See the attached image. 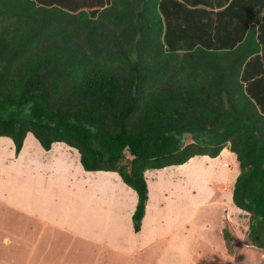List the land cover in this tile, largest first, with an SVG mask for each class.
I'll list each match as a JSON object with an SVG mask.
<instances>
[{
	"label": "trees",
	"instance_id": "obj_1",
	"mask_svg": "<svg viewBox=\"0 0 264 264\" xmlns=\"http://www.w3.org/2000/svg\"><path fill=\"white\" fill-rule=\"evenodd\" d=\"M27 132L115 171L134 232L144 170L227 146L231 201L264 249V0H0V136L17 154Z\"/></svg>",
	"mask_w": 264,
	"mask_h": 264
},
{
	"label": "crops",
	"instance_id": "obj_2",
	"mask_svg": "<svg viewBox=\"0 0 264 264\" xmlns=\"http://www.w3.org/2000/svg\"><path fill=\"white\" fill-rule=\"evenodd\" d=\"M222 149L233 157L236 164L226 174L232 178L230 184L227 183L229 178L224 182L225 169L222 168L223 173L217 171L215 178L218 177V182L212 186L213 190L204 184H214L209 173L195 170L191 175H181L176 181L172 175L166 178L174 165L144 170L147 198L139 229L134 232L131 213L136 193L115 171L84 170L76 149L55 141L44 150L30 132L24 135L15 154L10 138L0 136V184L7 180L5 186H0V264H16V260H22L21 264H87L86 260L89 258V263L94 257L97 260L89 264H113L111 256L119 260L134 253L133 250H147L158 239L160 226L165 230L163 238L172 235L174 230L189 229L190 220L200 207L216 204L222 212L218 228L221 229L225 221L232 240H236L238 222L231 225L230 215L246 212L231 201V188L238 167L234 154L226 146ZM223 185L225 189H222ZM177 193L193 196L176 205L173 195ZM165 202H169L166 216L159 217ZM178 208L181 209L178 216L181 223L175 226ZM9 215L16 217L12 226H20V229L31 226L30 218L35 220V227L39 230L51 224L55 228L54 236L45 240L39 235L31 241L8 228L10 224L6 219ZM245 226L246 230L248 222ZM23 245L24 250H21ZM36 247L40 250L36 251Z\"/></svg>",
	"mask_w": 264,
	"mask_h": 264
},
{
	"label": "rangeland",
	"instance_id": "obj_3",
	"mask_svg": "<svg viewBox=\"0 0 264 264\" xmlns=\"http://www.w3.org/2000/svg\"><path fill=\"white\" fill-rule=\"evenodd\" d=\"M188 142H191V138L189 134L186 133L182 144ZM226 155L227 157H225ZM124 157L126 158H123L122 162L128 164V158H130V156L125 151ZM218 159H220V161H218ZM221 161L226 162L227 167H224L222 165L223 162ZM234 164L236 163L233 157L230 156L226 150L222 149L216 158L206 156L192 157L181 165L172 166L169 170L172 173H169L166 178H169L172 175L177 181L181 175H191L195 170H198L200 173H209L211 175V180L214 184L211 182H206L204 184L208 185L206 188L210 187V190H213L212 186L218 182V177L216 176L215 178L217 171H220L221 173L224 171L226 172L224 174V182H226L229 178L227 175L230 172L231 167L235 166ZM222 168L225 170L223 171ZM231 174H235V172L230 173L229 175ZM165 175L161 176L164 177ZM231 180L232 178H229L227 183L230 184ZM6 181L7 180L3 181L0 186H5L4 183ZM175 185L177 186V184ZM176 186H174V188H176ZM227 188L228 186L226 185V189ZM222 189H225V185L222 186ZM176 192L178 191H175V193ZM215 195L213 194V196ZM192 196L193 195L189 193H177L176 195H173V199L176 201L177 205L183 201L189 200ZM166 197H168V195H166ZM168 206L169 202H165L160 211L161 215L159 217L166 216V208ZM178 209L179 210L175 213V226L181 223L178 220V216L181 215V209ZM221 213L220 206L217 204L200 207L195 213V216L191 218L189 229L184 228L174 230L175 232L172 235L163 238L162 235L165 234V230L163 226H160L158 229V239L154 241L147 250L141 251V249H137L133 250L134 253L127 257L120 258L119 260L112 259V256L110 259L113 264H262L264 261V249L248 244L246 240L248 232V228L245 230V225L248 222L247 213H239L238 216L230 215L229 221L231 222V225L238 222V224H236V240L230 242L231 249L230 251L226 250L229 254L225 251L221 238V231L223 228L220 229L217 226L218 220H220L219 215ZM23 217L26 219V216H22V218ZM243 217L247 220H242L241 218ZM15 218H12L11 215H9L6 219L7 224H10L8 225V228L11 231H16L18 234L27 236L31 241L39 235H41V238L45 237V240H49L50 236H54L55 228L51 224L47 225L43 230H39L38 227H35V220L30 218L29 225L31 226L20 229V226H12ZM224 223L225 221H223V227L227 228ZM227 229L229 230V228ZM102 233H104V229H102ZM60 245L63 244L61 243ZM21 250H24V245ZM35 250L39 251L40 248L36 247ZM88 259L86 260L87 264H89L90 261L93 262L94 260H97V258L94 257L88 263ZM21 263L22 260H16V264Z\"/></svg>",
	"mask_w": 264,
	"mask_h": 264
},
{
	"label": "water",
	"instance_id": "obj_4",
	"mask_svg": "<svg viewBox=\"0 0 264 264\" xmlns=\"http://www.w3.org/2000/svg\"><path fill=\"white\" fill-rule=\"evenodd\" d=\"M186 133L181 134V138H180V143L182 144V142L184 141V137H185Z\"/></svg>",
	"mask_w": 264,
	"mask_h": 264
},
{
	"label": "bare ground",
	"instance_id": "obj_5",
	"mask_svg": "<svg viewBox=\"0 0 264 264\" xmlns=\"http://www.w3.org/2000/svg\"><path fill=\"white\" fill-rule=\"evenodd\" d=\"M223 166L226 167V162H223Z\"/></svg>",
	"mask_w": 264,
	"mask_h": 264
},
{
	"label": "clouds",
	"instance_id": "obj_6",
	"mask_svg": "<svg viewBox=\"0 0 264 264\" xmlns=\"http://www.w3.org/2000/svg\"><path fill=\"white\" fill-rule=\"evenodd\" d=\"M227 166V165H226Z\"/></svg>",
	"mask_w": 264,
	"mask_h": 264
}]
</instances>
